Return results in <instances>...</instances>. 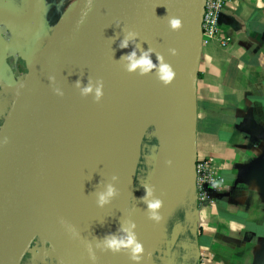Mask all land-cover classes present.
I'll return each instance as SVG.
<instances>
[{"label": "water", "instance_id": "1", "mask_svg": "<svg viewBox=\"0 0 264 264\" xmlns=\"http://www.w3.org/2000/svg\"><path fill=\"white\" fill-rule=\"evenodd\" d=\"M76 2L33 65L6 123L0 144V264H21L35 240L48 241L66 264H123L116 253L100 247L92 222L82 225L63 209L68 203L61 199L56 181V139L80 103L82 77L138 53L170 28L171 18L181 20L192 0ZM125 39L128 45L121 47ZM196 80L197 63L183 81L174 161L186 140L194 142ZM150 187L152 195H144L149 199L158 195L156 182Z\"/></svg>", "mask_w": 264, "mask_h": 264}, {"label": "crops", "instance_id": "2", "mask_svg": "<svg viewBox=\"0 0 264 264\" xmlns=\"http://www.w3.org/2000/svg\"><path fill=\"white\" fill-rule=\"evenodd\" d=\"M35 4L30 0L28 10L13 6L11 11L13 28H26L27 69L40 59L54 32L49 34L36 14L30 16ZM219 28V37L209 43L200 38L193 179L157 224L179 264H264V0H230ZM8 83H0L4 94L12 91ZM154 135L160 144L157 130ZM205 158L214 159L225 182L220 189L210 187L211 202L202 203L196 163ZM44 248L35 240L21 264H33L28 257L38 264H62Z\"/></svg>", "mask_w": 264, "mask_h": 264}, {"label": "bare ground", "instance_id": "3", "mask_svg": "<svg viewBox=\"0 0 264 264\" xmlns=\"http://www.w3.org/2000/svg\"><path fill=\"white\" fill-rule=\"evenodd\" d=\"M201 5L202 0H192L179 29L170 27L136 53L137 58L149 54L156 65L150 71L142 72L139 67L130 70L126 59L105 71L84 75L80 103L56 139L53 159L61 199L68 203L62 206L66 213L82 225L92 222L99 231L100 247L107 251L102 245L105 236H124L123 229L135 225L133 230L144 251L139 262L131 259L128 250L114 252L123 264H157L152 254L158 240L149 235L155 219L146 201L160 200L157 214L166 218L172 204L185 195L193 179L192 142L186 140L175 161L172 157L178 150L183 81L198 58ZM161 60L173 69L174 76L169 83L159 78ZM89 84L93 85V93L84 95L82 89ZM98 84L103 86L99 100L94 94ZM150 125H154L161 136L155 159L161 172L157 173L154 167L151 185L156 179L164 178L163 195L158 189L156 197L149 199L143 195L141 199L140 195L132 204L133 175L139 157L137 147L145 127ZM109 185L113 186L115 194L100 204L98 195ZM156 231L159 237L160 225ZM159 258L162 264L178 261L172 257L167 259L166 254ZM182 263L186 264V260Z\"/></svg>", "mask_w": 264, "mask_h": 264}, {"label": "rangeland", "instance_id": "4", "mask_svg": "<svg viewBox=\"0 0 264 264\" xmlns=\"http://www.w3.org/2000/svg\"><path fill=\"white\" fill-rule=\"evenodd\" d=\"M36 1L37 4L34 5L35 10L32 11V15L30 16L36 14V18L38 17L39 20L43 19L49 34H52V32L55 30L59 22L66 15V12H68L69 9L71 8V5H73L71 4L73 0H36ZM29 2L30 0H0V24H2L0 26V66H3V68L2 67L1 68L3 69V72H5L4 74L2 70H0V78L2 77L4 78L3 81H0V83L2 84V82H7V83L9 82L8 85L12 86V91L9 90L6 91L7 94H4L3 89L0 88V144L2 142L6 130V125H7L6 123L10 119V115L12 112L11 109L13 108L14 103L18 101L22 93V90L26 84V80L32 69V68L30 69L26 68V52L24 51H26L28 36L26 35L25 25L22 24L23 27H17V28L15 27L16 28L15 29L10 23L13 18L11 17L12 16L11 11H13V6H16L14 7L16 8V10L18 9V10L26 11L28 10ZM9 13L10 15H8ZM22 22L26 24V17L22 19ZM6 23H10V24H6ZM36 24L40 26L38 20H36ZM198 56H199V51H198ZM7 65L12 69L13 75L8 73ZM12 76L15 78L17 84L13 82ZM103 97L105 98L106 95H104ZM145 128L141 136V142L137 147V152L139 154V157L137 159L134 169V175H133L132 204L137 201L140 195L141 197L145 195L144 192H146V190L150 186L151 180L153 178L154 167H156L157 173L158 171L161 172L160 165L158 161L155 160L156 159L155 153L157 151L158 145L160 147L158 137L154 135L157 129L154 125H150L149 127H145ZM159 137L161 141V136L159 135ZM164 183H165L164 178L161 180L160 178L156 179L157 189L162 190V195L164 190L163 189ZM159 216L161 217L160 214ZM155 222L149 233L151 239L155 241L158 240L156 249L154 250L152 256L154 258L153 261L155 263L162 264V262L160 263L159 261L160 259L159 257L166 254L167 259L171 257L173 258L171 254L172 252L169 251V249L171 251H173V249L167 246L170 242L169 239L167 240L166 238H164V235L158 237L159 233L156 230L159 229V224H157V220H155ZM160 223L162 225L163 221L161 220ZM39 245L46 246L49 248V250L53 251L48 241L44 242L42 240H39ZM159 250H162L161 253ZM27 259H30V262H33V264H38L36 263V261H33L32 257H28ZM175 260H177L176 257ZM174 262L175 264H179L178 261H174ZM174 262L172 263L174 264ZM61 263L66 264L63 261H61Z\"/></svg>", "mask_w": 264, "mask_h": 264}, {"label": "clouds", "instance_id": "5", "mask_svg": "<svg viewBox=\"0 0 264 264\" xmlns=\"http://www.w3.org/2000/svg\"><path fill=\"white\" fill-rule=\"evenodd\" d=\"M91 3H92V0H89V4ZM169 24H170V27L175 30L181 27L182 22L178 17H173L169 20ZM127 45H128L127 39L122 41L121 47H127ZM126 59L130 62L128 65L130 70H134L137 67H139L142 72H148L152 68L156 67V65L152 63L148 53H144L142 56L137 58L135 51H133L126 57ZM158 74H159V78L164 83H169L174 76L173 69L170 67L169 64L164 63L162 60L158 68ZM82 93L84 95L93 93V85L89 84L85 86L82 89ZM94 94L97 100L101 98V96L103 95L102 84H98L95 86ZM114 194H115V190L113 186L109 185L105 192H102L98 195V202L100 204H104ZM146 195L147 196L152 195V191L150 188L146 190ZM146 203L148 204V209L151 213L152 218L159 221L161 217L157 214V210L161 207V201L158 199H153V200H147ZM134 227L135 225H131L130 227L123 229V231L126 233V235L124 236H117L114 234L105 236L102 241L103 247L113 252H119L121 250H128V252L130 253L131 259L133 261L139 262L141 260V254L143 253L144 249H143L142 243L138 240L137 235L135 231L133 230Z\"/></svg>", "mask_w": 264, "mask_h": 264}, {"label": "built area", "instance_id": "6", "mask_svg": "<svg viewBox=\"0 0 264 264\" xmlns=\"http://www.w3.org/2000/svg\"><path fill=\"white\" fill-rule=\"evenodd\" d=\"M229 1L230 0H206L202 18L203 43L207 44L212 39L219 37V18ZM226 42V40H223V44ZM224 182V177L214 167L213 158H205L197 161L196 185L200 202H211L209 188L220 189ZM44 247V249L49 250L48 247Z\"/></svg>", "mask_w": 264, "mask_h": 264}, {"label": "trees", "instance_id": "7", "mask_svg": "<svg viewBox=\"0 0 264 264\" xmlns=\"http://www.w3.org/2000/svg\"><path fill=\"white\" fill-rule=\"evenodd\" d=\"M7 71L9 74L13 75L12 69L7 65Z\"/></svg>", "mask_w": 264, "mask_h": 264}]
</instances>
